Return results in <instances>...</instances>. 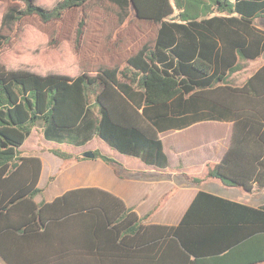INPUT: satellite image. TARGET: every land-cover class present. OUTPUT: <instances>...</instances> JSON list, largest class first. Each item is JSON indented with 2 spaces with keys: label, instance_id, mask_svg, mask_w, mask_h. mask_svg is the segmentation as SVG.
I'll return each mask as SVG.
<instances>
[{
  "label": "trees",
  "instance_id": "16d2710c",
  "mask_svg": "<svg viewBox=\"0 0 264 264\" xmlns=\"http://www.w3.org/2000/svg\"><path fill=\"white\" fill-rule=\"evenodd\" d=\"M260 15L264 0H0V264H264V208L200 189L179 224L162 225L99 187L36 202L42 159L22 151L35 129L76 146L98 136L166 168L162 132L230 121L207 178L262 188L264 67L228 81L264 52ZM49 150L64 164L85 158Z\"/></svg>",
  "mask_w": 264,
  "mask_h": 264
},
{
  "label": "crops",
  "instance_id": "0c3cea01",
  "mask_svg": "<svg viewBox=\"0 0 264 264\" xmlns=\"http://www.w3.org/2000/svg\"><path fill=\"white\" fill-rule=\"evenodd\" d=\"M255 24L264 30V16H257ZM246 60L260 61L247 76L243 77L238 72L244 67L240 59L241 68L233 72L228 79L232 85L243 86L253 74L264 67V52L255 59ZM233 127L234 124L230 121L209 120L197 122L186 129H173L162 132L161 138L164 143V151L169 158V164L166 168L148 166L142 159L124 154L128 158L123 157L116 160L128 172H131V175L125 177L118 175L103 159L96 157L88 159L85 157L76 163L64 165L63 162L56 172L51 171V169L46 170L49 180L55 177V180L49 186L41 183L45 172L42 153L47 151L35 149L36 151L33 153L28 152L30 150L28 139L23 144L22 151L25 156H38L42 159L43 168L39 186L45 190L56 184H60L63 190L62 193L66 190L86 186L103 188L122 198L126 206L134 209L140 216L145 217L153 211L151 216L144 221V224L177 225L183 220L200 189L221 198L239 202L241 205L258 209L264 208V186L260 189L255 186L252 192H247L239 186L223 185L217 178H207L209 170L222 160L231 145ZM35 132L37 133L34 138L30 139L31 142L41 143L42 139L37 129L33 130L31 135ZM44 139L46 142H50L45 137ZM93 139L82 146L69 145L75 147H84L87 144L94 145ZM50 144L52 145L51 148H61L69 151V149L62 148L57 143L50 142ZM94 146L95 148L91 151H98L96 145ZM69 153L71 152L69 151ZM171 163H173L172 167L169 166ZM180 174L187 175L190 178H201L204 182L199 186L184 184L186 183L185 180L178 179ZM62 193L57 192L54 199ZM41 196L35 198L36 202L44 199Z\"/></svg>",
  "mask_w": 264,
  "mask_h": 264
},
{
  "label": "rangeland",
  "instance_id": "374dc122",
  "mask_svg": "<svg viewBox=\"0 0 264 264\" xmlns=\"http://www.w3.org/2000/svg\"><path fill=\"white\" fill-rule=\"evenodd\" d=\"M241 61H242V64L244 65V67L241 70H239L238 72H240L241 75L244 77V76L248 75V73L251 71V69L253 67H255L259 63L260 60H246V59L241 58ZM40 131L41 130H38L43 144H42V142L37 143V144L34 142H31L32 140H30V139H32V137L34 138V135L37 133V132H35L33 135H30L28 138V141H27L28 142V148L30 149V150L28 149L29 150L28 152L33 153L34 151H36L35 149L47 151V152L42 153V157L44 159L43 162L45 165V172H44V177L41 180V183L42 184L44 183V185L49 186L53 182V180L48 179V173L46 170L51 169V171L56 172L57 169L62 166L64 159H62V158H60V157L49 152L50 151L49 148H51L52 145L50 144V142H46V140L43 137V134H41ZM93 143H94V145H96V149H98L99 152H101L103 154H107V156H109L115 160L119 159V158L126 157V155L121 154V153L117 152L116 150L111 149L107 145V142L104 141L103 139H101L100 137H95L93 139ZM57 144L60 145L62 148L69 149V151L75 155H83L82 151H86V150L91 151L95 148V146L93 144H89V145L87 144V146H84V147H75V146L69 145V143H65V142L57 143ZM79 150H81V151L77 152ZM126 158H128V157H126ZM76 162L77 161H72L70 163L67 162L66 164H68V163L71 164V163H76ZM172 164L173 163H171L169 166L172 167ZM63 167H65V166H63ZM178 179L181 180L182 176L178 175ZM57 192H59V193L63 192L60 184L53 185V187L46 189L44 194L41 197L50 201V200L54 199Z\"/></svg>",
  "mask_w": 264,
  "mask_h": 264
},
{
  "label": "water",
  "instance_id": "95a60500",
  "mask_svg": "<svg viewBox=\"0 0 264 264\" xmlns=\"http://www.w3.org/2000/svg\"><path fill=\"white\" fill-rule=\"evenodd\" d=\"M83 156L86 157V158H88V159H93V158L96 157V154H95L94 151H85L83 153Z\"/></svg>",
  "mask_w": 264,
  "mask_h": 264
}]
</instances>
